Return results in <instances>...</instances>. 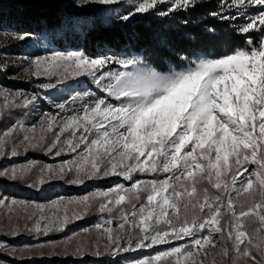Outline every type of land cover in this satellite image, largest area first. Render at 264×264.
I'll return each instance as SVG.
<instances>
[{
  "label": "snow or ice",
  "instance_id": "1",
  "mask_svg": "<svg viewBox=\"0 0 264 264\" xmlns=\"http://www.w3.org/2000/svg\"><path fill=\"white\" fill-rule=\"evenodd\" d=\"M118 2L78 0V5ZM198 4L135 0L118 19L129 21L160 5L166 9L158 14L167 16ZM217 6L213 17L243 20L235 31L246 38L244 45L214 58L179 55L187 62L179 70L161 72L139 58L83 51L24 57L26 76L48 78L41 89L88 77L96 91L71 94L70 101L55 105L59 111L43 113L30 126L0 128V158L29 151L71 156L57 165L29 161L0 168V179L31 180L32 188L110 176L130 183L48 203L0 194V210H6L0 229L14 219L8 234L16 236L26 217L23 230L38 238L62 232L95 210L100 220L73 233L91 239L71 248L67 241L73 236L34 247L51 249L41 256L81 258L155 251L127 264H264V0H218ZM39 99L37 93L0 87V120L14 109L34 108Z\"/></svg>",
  "mask_w": 264,
  "mask_h": 264
},
{
  "label": "trees",
  "instance_id": "2",
  "mask_svg": "<svg viewBox=\"0 0 264 264\" xmlns=\"http://www.w3.org/2000/svg\"><path fill=\"white\" fill-rule=\"evenodd\" d=\"M217 2L199 0L196 8L167 16L158 14L166 9V5H160L157 10L136 14L124 22L118 16L132 10L133 0L83 8L78 0H0V56L6 52L20 56L42 54L43 39L49 38L59 51L82 50L93 57L140 56L158 71L179 70L187 65L179 55L189 59L214 58L244 45L246 38L229 21H220L210 14L218 11ZM24 32L32 35L24 41L13 38ZM10 69L0 66V78L6 79ZM69 80L83 83L82 77ZM106 181L111 179L100 180L91 189L109 187ZM1 182L6 191L21 193L23 186L19 182Z\"/></svg>",
  "mask_w": 264,
  "mask_h": 264
},
{
  "label": "rangeland",
  "instance_id": "3",
  "mask_svg": "<svg viewBox=\"0 0 264 264\" xmlns=\"http://www.w3.org/2000/svg\"><path fill=\"white\" fill-rule=\"evenodd\" d=\"M127 0H119L118 3ZM135 1V0H133ZM131 20V19H130ZM243 20H239L241 22ZM126 22V21H124ZM233 27L235 28V23L231 21ZM232 27V26H231ZM258 35V34H256ZM43 53L39 55H14L10 52L3 53L1 56L5 60L1 59L0 56V66L3 70L7 68L10 69V73L7 74L6 79L0 78V87L8 88L10 90H23L26 93H37L40 99L34 108H19L12 110L7 116L0 120V128L7 127L13 123L19 122L25 126H30L31 124L37 123L41 118L43 113H56L59 111L55 105L66 100L70 101L71 94L77 91H96L95 85L91 83L90 78L82 77L83 83L79 84L78 81L71 83L65 81L59 84L54 89L44 90L38 87L41 83L49 82L48 78L45 77H28L25 74V69L28 67V61L24 57H35L50 54L51 51H59L49 40V38L43 39L42 45ZM69 51H82V50H69ZM67 52V51H66ZM111 55V54H110ZM115 56V55H111ZM121 57V56H117ZM139 58L147 63L143 57L140 56H130L121 58ZM206 57V56H201ZM212 58V57H209ZM148 64V63H147ZM118 67V66H115ZM55 83V79H52ZM48 95V97H47ZM38 156V157H37ZM71 159L68 154L62 156H55L53 154H48L43 151H29L27 153H22L16 157L9 156L8 158H0V168H7L13 165H23L29 161H36L40 165L52 164L57 165L63 160ZM147 178V177H142ZM111 179V181H106L109 187L91 189L92 184H97L100 180ZM1 181H8L6 179H0V194L7 196L9 198H16L18 200L25 201H36L38 203H48L49 201L56 200L59 197L64 198H75L82 197L89 193H93L99 190H106L113 187L117 183H124L126 186L130 183L124 181L122 177L110 176L107 178H100L97 180L87 181L84 185H74L67 181H53L50 183H45L43 186L38 188L29 187L28 184L31 180L27 182H19L23 188H21V193L12 194L2 187ZM90 182L91 185H90ZM61 186V187H58ZM70 186L72 188H66ZM82 189V190H79ZM79 190V191H77ZM31 211V209H29ZM6 210H0V223L5 221ZM101 218V214L98 211H92L89 215L85 216L81 220H76L68 225V227L62 232H52L48 236L35 237L32 233L23 230V225L27 222V218L20 220V232L16 236L8 234L9 229L15 222L13 219L12 223H7V225L0 229V264H127V262L134 258H141L145 255L155 254L153 249L137 250L132 253H121L118 256H100L95 257L91 255H86L84 257H74L68 255H43L40 253H48L51 251L49 247L43 249L34 247L38 244L47 245L48 241L61 242L64 241L66 237L73 236V233H78L83 228H92ZM115 227V224H113ZM96 235V231L93 230L92 236ZM91 236L89 234L81 233L79 236H73V239L67 241L69 248L78 243L81 240H89ZM181 243V242H173ZM158 249H165L166 245L155 246ZM15 250V251H13ZM60 251V249H57ZM210 252L215 251L210 249Z\"/></svg>",
  "mask_w": 264,
  "mask_h": 264
},
{
  "label": "built area",
  "instance_id": "4",
  "mask_svg": "<svg viewBox=\"0 0 264 264\" xmlns=\"http://www.w3.org/2000/svg\"><path fill=\"white\" fill-rule=\"evenodd\" d=\"M221 21V20H220ZM230 23H231V21H229ZM234 23H235V27L237 26V24H239V23H242L243 21H241V22H239V20H237V21H233ZM231 26L233 27V24L231 23ZM234 28V27H233Z\"/></svg>",
  "mask_w": 264,
  "mask_h": 264
}]
</instances>
